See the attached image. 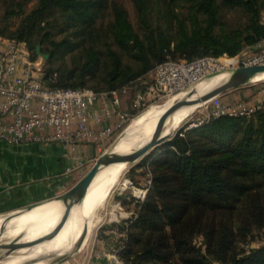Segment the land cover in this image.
<instances>
[{"label": "trees", "instance_id": "1", "mask_svg": "<svg viewBox=\"0 0 264 264\" xmlns=\"http://www.w3.org/2000/svg\"><path fill=\"white\" fill-rule=\"evenodd\" d=\"M132 1L137 27L116 0H1L0 33L25 41L33 59L37 44L48 54L45 85L97 92L141 78L168 56L235 54L264 37V0ZM107 7L111 19L103 27L98 19ZM229 10L243 13L240 27L228 24ZM59 54L72 60L56 64ZM150 168L151 183L121 251L125 260L264 264V242L236 249L239 234L264 227V108L183 124ZM197 234L205 252L194 242Z\"/></svg>", "mask_w": 264, "mask_h": 264}, {"label": "built area", "instance_id": "2", "mask_svg": "<svg viewBox=\"0 0 264 264\" xmlns=\"http://www.w3.org/2000/svg\"><path fill=\"white\" fill-rule=\"evenodd\" d=\"M264 63V37L251 51L167 57L154 67L149 83L140 78L108 91L86 86L51 87L42 81L43 58L33 59L25 41L0 33V138L12 144L60 141L104 145L134 115L164 97L190 91L208 74ZM125 102V108L121 107ZM196 126L220 114H251L257 106L244 99L224 102L219 95L203 104ZM110 119V122L102 123Z\"/></svg>", "mask_w": 264, "mask_h": 264}, {"label": "rangeland", "instance_id": "3", "mask_svg": "<svg viewBox=\"0 0 264 264\" xmlns=\"http://www.w3.org/2000/svg\"><path fill=\"white\" fill-rule=\"evenodd\" d=\"M116 1L126 9L128 19L131 21L134 27H137V15L133 1ZM34 3L35 1H32L27 5V12L34 6ZM1 4L2 3L0 0V12L2 11ZM18 19L19 17L14 18V22L16 23ZM110 19L111 14L107 7L102 13V17L98 19V24H102V26L104 27ZM226 19L230 27H240L241 24L244 22L243 13L238 10L227 11ZM261 19L264 22V16ZM255 44L245 46L243 49L246 52L254 50ZM44 59L45 58H43V62ZM62 60H64L65 62H70L72 60V54H66L64 56H60L59 54L58 58L55 60V63L59 64ZM152 74V70L148 71L144 75L140 76L141 78L139 79V81L144 84L149 83L152 78ZM211 85L212 83L208 86V80L201 81L196 85L195 89L192 92H189L182 98H186L190 101L195 98L197 94L202 92L203 89L206 88V86H208L206 88L208 89ZM239 87L243 89H248V91L246 90L247 92H245V94L241 95V99H245L246 101H249L257 107L264 108V79L255 81L252 80L248 83L240 85ZM227 91L228 90L220 93L219 98L224 102H233V100H228L226 98ZM166 98L167 97L162 98L160 101H158V103L155 102V104L152 105V110L157 111L163 108H167L175 102L172 100H165ZM203 108L204 105H201L186 120H184L166 140L151 148L146 154H144L136 161L131 163L128 167H126L123 173L118 177V183L112 189L108 190V188H110L108 186L112 182V178L104 179L103 182L97 187V190H99V188H101V190L97 191L98 194L93 207V214L91 219L93 227H91L89 233L86 236H83L82 234L76 233V231L74 232L73 228L70 230L68 229L70 225L79 224L77 221H74V224L73 222H66L64 225H61L60 228H58L57 230H53L54 232H52H60V237L63 236L67 229L68 233L63 238L62 242L58 245V247L51 252L52 256L56 257L63 254H70L71 256L68 260H58L63 264H132L125 260V257L122 255L121 251L125 245V241L128 236L129 224L131 220L136 216L141 202L146 197L148 186L151 183L152 171L150 168V160L152 157H154L156 154L160 153V151L164 149L165 142L174 135V133L179 129V127L186 123L188 128L191 126L190 124L193 120H196L201 117L202 112L204 110ZM148 110L150 109H147L143 113L147 112ZM143 113H141L140 115H142ZM134 118H136V115L133 116V119ZM133 119H130L122 127L121 130H118L114 135L113 139H111L108 143L104 144L103 150L99 155L103 154L104 151H106V149L125 131V129L129 126ZM238 135L236 137H238ZM87 168H89V166ZM125 179H127L128 181L127 185H123V181ZM58 195L48 197L34 205L38 204L37 206H46V203L48 201H52L54 198H57ZM232 215H234V218H236V208L233 210ZM19 224L20 222L17 225ZM40 224L42 225V221H39L38 224L36 223L35 230L39 229L38 226ZM31 225L32 224H27L24 228L19 229L18 232L15 234V240H20L23 238L27 239L28 237L30 238L32 232L34 231L33 229H30ZM0 235L2 236L1 233ZM51 238L53 242L57 240H53V237ZM2 239L3 236L2 238L0 237V244L2 243ZM28 240L29 239L24 240L23 243H21V250L28 251L29 247L33 246L24 245L25 243H27ZM41 241L44 242L41 245L45 247H41V245L38 243L35 248H37V252L44 253V251L48 248L46 246L50 243L51 240L48 237V241L45 238ZM47 242L49 243L47 244ZM194 242L197 246L201 248L202 252H205L204 240L200 234L194 236ZM263 242L264 227L259 228L253 226L249 229V231L245 232V234L238 235L236 249L239 251H248L250 248L260 246L261 244H263ZM38 249H40L41 251H39ZM24 258L25 256H21L20 258L11 257L8 263L17 261V263L15 264H25ZM209 260L210 264L227 263L225 261L216 260L213 257H209Z\"/></svg>", "mask_w": 264, "mask_h": 264}, {"label": "bare ground", "instance_id": "4", "mask_svg": "<svg viewBox=\"0 0 264 264\" xmlns=\"http://www.w3.org/2000/svg\"><path fill=\"white\" fill-rule=\"evenodd\" d=\"M229 75L230 72L228 70H220L200 79L190 91H185L183 93L167 97L165 100L176 101L177 99L182 98L189 92H192L195 89L196 85L201 81L208 80V86L212 83V85L208 89H206L208 87L206 86V88H204L202 92L197 94L195 98L183 105L176 107L174 110L166 114V116L157 126L155 133L154 128L156 122L161 116V114L168 107L154 111L152 110V105H154L155 103H153L146 109H144L142 112H140L138 114L139 116L136 115V118L132 120V122L125 129V131L106 149V151H104V157L110 162L101 163L96 173L92 175V177L86 184L81 197L77 201H74L70 208H67L68 203L70 201V197L64 196L62 198L57 197L54 198L52 201H48L46 203V206H37V204L31 206L30 208H20L9 213L0 214V233L3 236L2 243L0 244V264H15L17 263V261H13L10 263H8V261L11 257L20 258L21 256H25V264H63L58 260L51 261V258L53 257L51 252L54 251V249H56L58 245L62 242L63 238L68 233V229L70 230L73 228L74 232L76 231V233L82 234L83 236H86L89 233L91 227H93L91 219L93 214V207L98 194L97 191L101 190V188L97 190L98 185H100L104 179L112 178V182L109 184L108 187L110 188H108V190L112 189L118 183V177L123 173L126 167L131 164L130 162L128 163L122 161L123 159H125L128 155H130L131 153L139 149L142 145L151 140L153 133L156 137L155 143H160L161 140L168 138V136H170L172 132L184 120H186L196 109H198L201 105L205 103L196 102L195 99L206 91L210 90L211 88L221 84L224 80L229 77ZM261 79H264V72L257 74L252 80L255 81ZM147 109L150 110L143 113ZM141 113L143 114L140 115ZM151 148H153V145L150 146L149 150ZM127 183L128 181L127 179H125L123 181V185H127ZM63 217L64 220L60 224V226L64 225L66 222H73L74 224V221H77L79 224L70 226L68 225V229L61 237L59 235L60 232L55 231V233H52L51 237H53V240H57L55 242L51 240L48 248L44 251V253L35 251V247L38 243H40L41 240L34 244H31L33 246H30L28 251H23L21 250V248L16 251L14 250L15 248L11 247L13 246V244L11 245L13 239V241L15 242V234L18 232L19 229L24 228L27 224H29L30 221H34L37 224L39 221H42V225H37L39 229L34 230L32 232V235L30 236V239L28 241L39 237L48 236L55 229V227L58 225L59 221ZM19 222L20 224L17 225ZM38 250L41 251L40 249ZM41 254L47 255L48 258L39 261H34L35 257Z\"/></svg>", "mask_w": 264, "mask_h": 264}, {"label": "crops", "instance_id": "5", "mask_svg": "<svg viewBox=\"0 0 264 264\" xmlns=\"http://www.w3.org/2000/svg\"><path fill=\"white\" fill-rule=\"evenodd\" d=\"M246 90L234 87L227 91L226 98L241 99ZM125 106L122 102L121 107ZM100 122L107 123L110 119ZM103 147L90 142L60 141L12 144L0 138V214L63 193L85 174ZM29 224L35 230L36 223ZM45 239L48 241L47 236ZM49 239L52 240L50 236ZM13 240L11 245L17 251L26 239Z\"/></svg>", "mask_w": 264, "mask_h": 264}, {"label": "water", "instance_id": "6", "mask_svg": "<svg viewBox=\"0 0 264 264\" xmlns=\"http://www.w3.org/2000/svg\"><path fill=\"white\" fill-rule=\"evenodd\" d=\"M36 53H37V55H41L43 58H46L48 56L47 53H42L41 52L39 44L36 45ZM228 71L230 72V75H229V77L226 80H224L221 84L211 88L210 90L206 91L205 93H203L202 95L197 97L195 99V101L196 102H205L206 103L207 101H209L215 95H219L220 93H222V92H224L226 90L232 89L234 87H238L240 85H243L245 83H248V82L252 81L254 76H256L259 73L264 72V63L254 64V65H242V66H238V67H234L232 69H229ZM208 75H210V74H208ZM208 75H206V76H208ZM206 76H204V77H206ZM187 102H189L188 99L180 98V99H177L173 104H171L161 114V116L157 120L155 128H154V133H155V130H156L157 126L160 124V122L163 120V118L166 116V114H168L170 111L174 110L176 107L180 106L181 104H184V103H187ZM154 133H153V136H152L151 140H149L147 143L142 145L139 149H137L136 151H134L133 153L128 155L122 161H125V162H128V163L129 162L133 163L138 158H140L141 156L146 154L149 151V148H150L151 145H153V147H154L157 144H159V143H155V138L156 137L154 136ZM166 139L167 138L161 140V142H163ZM102 162L109 163L110 161L108 159H106L103 154L99 155L98 157H96V159L94 160V162L90 166V168L85 172V174L74 185H72L66 191H64L63 193L58 195V197H61V198L64 197V196H69L70 197V201L68 203L67 208H70L72 203L74 201H77L81 197L82 193L84 192L86 184L88 183V181L90 180L92 175L94 173H96V171L98 170V167L101 165ZM36 203H38V202H36ZM36 203L28 204V205L22 207L21 209L30 208L31 206H33ZM63 220H64V217L59 221L58 225L55 227L54 230H57L60 227V224L63 222ZM52 233L49 234L47 237L51 236ZM44 238H46V237H39V238L30 240V241H27V243H25L24 245L34 244V243H36V242H38L40 240H43ZM70 256H71L70 254H63V255H60V256L52 257L51 261L52 260L53 261H55V260H61V261L68 260ZM46 258H48L47 255L41 254V255H38L37 257H35L34 261H39V260L46 259Z\"/></svg>", "mask_w": 264, "mask_h": 264}]
</instances>
